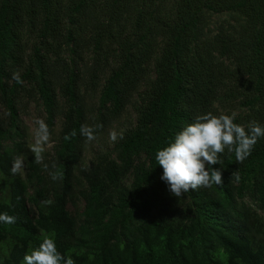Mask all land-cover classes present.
<instances>
[{
	"label": "trees",
	"instance_id": "1",
	"mask_svg": "<svg viewBox=\"0 0 264 264\" xmlns=\"http://www.w3.org/2000/svg\"><path fill=\"white\" fill-rule=\"evenodd\" d=\"M219 14L232 22L207 33ZM29 103L58 122L44 156L62 181L23 155ZM209 111L264 124V0H0V213L17 218L0 223V264L44 236L75 264H264V138L212 166L221 186L178 199L160 179L157 149Z\"/></svg>",
	"mask_w": 264,
	"mask_h": 264
},
{
	"label": "clouds",
	"instance_id": "2",
	"mask_svg": "<svg viewBox=\"0 0 264 264\" xmlns=\"http://www.w3.org/2000/svg\"><path fill=\"white\" fill-rule=\"evenodd\" d=\"M11 79L18 84H23L21 70H14ZM236 113L231 115L221 112L214 115L211 111L199 114L191 123H186L181 130L176 132L174 138L167 146L157 149L155 161L163 169L160 177L168 186L172 196L181 198L185 193L200 188H212L213 185H223V172L213 165L221 163V156L227 151L235 155L238 162H243L250 155L258 140L264 138V124L251 120L246 125L234 122ZM93 121L95 118L93 117ZM36 127L31 130L32 143L28 150L34 155V162L42 165L45 170L50 167L53 181H62L63 172L56 162L51 165L45 163V146L51 142V131L45 120L36 118ZM103 124L93 122L91 125L84 123L80 126L79 134L85 138L86 144H91L98 139L99 131ZM77 135L73 129L64 136L65 141ZM123 139V133L115 129L110 130L109 139L113 142ZM24 156L13 157L11 173L21 174L24 168ZM235 175V174H234ZM239 179L238 176H236ZM52 201L44 200L42 204L50 205ZM16 217L7 212L0 213V223L12 225ZM24 264H75L69 255L61 254L53 238L44 236L37 246L31 248L23 257Z\"/></svg>",
	"mask_w": 264,
	"mask_h": 264
},
{
	"label": "rangeland",
	"instance_id": "3",
	"mask_svg": "<svg viewBox=\"0 0 264 264\" xmlns=\"http://www.w3.org/2000/svg\"><path fill=\"white\" fill-rule=\"evenodd\" d=\"M222 20H227L229 22H232L230 20V17L226 14L211 15L209 17L208 24H207V27H208L207 33H211L214 30V27L218 23H220ZM36 118L43 119V114L36 107H34V104L29 103L27 106V112L24 115H22V120L25 123L26 128H27L26 129L27 134H26L25 149H24L23 155H27V154L31 153L30 150H28V145L33 142L31 130L36 127V125L34 123ZM57 128H58V122H56V124L50 129V131H51V142L45 146V152L44 153H47L48 151H50V147H51L52 143L54 142L53 137L55 136ZM113 129H115L117 131L118 126H116ZM108 137H109V133H108Z\"/></svg>",
	"mask_w": 264,
	"mask_h": 264
}]
</instances>
